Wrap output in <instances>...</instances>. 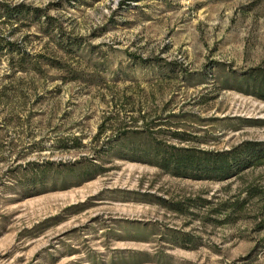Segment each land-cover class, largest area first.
Masks as SVG:
<instances>
[{
  "label": "rangeland",
  "instance_id": "374dc122",
  "mask_svg": "<svg viewBox=\"0 0 264 264\" xmlns=\"http://www.w3.org/2000/svg\"><path fill=\"white\" fill-rule=\"evenodd\" d=\"M256 69L264 0H0V264H264V157L139 159L264 152Z\"/></svg>",
  "mask_w": 264,
  "mask_h": 264
},
{
  "label": "trees",
  "instance_id": "16d2710c",
  "mask_svg": "<svg viewBox=\"0 0 264 264\" xmlns=\"http://www.w3.org/2000/svg\"><path fill=\"white\" fill-rule=\"evenodd\" d=\"M243 76L242 79L250 80L252 83L258 81L259 90L264 89V74L260 73L258 69ZM255 93L264 100L263 94ZM149 151L146 154H141L140 161H145L174 176L190 177L197 180L204 178L225 180L248 168L251 160L264 157V152L261 150H254V152L245 150L244 154H240L237 150L226 153H207L175 147L164 148V146L161 147V144L150 148Z\"/></svg>",
  "mask_w": 264,
  "mask_h": 264
}]
</instances>
